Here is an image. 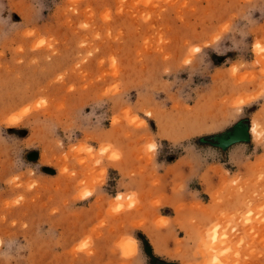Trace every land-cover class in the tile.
Listing matches in <instances>:
<instances>
[{
	"label": "rangeland",
	"instance_id": "obj_1",
	"mask_svg": "<svg viewBox=\"0 0 264 264\" xmlns=\"http://www.w3.org/2000/svg\"><path fill=\"white\" fill-rule=\"evenodd\" d=\"M0 264H264V0H0Z\"/></svg>",
	"mask_w": 264,
	"mask_h": 264
},
{
	"label": "water",
	"instance_id": "obj_2",
	"mask_svg": "<svg viewBox=\"0 0 264 264\" xmlns=\"http://www.w3.org/2000/svg\"><path fill=\"white\" fill-rule=\"evenodd\" d=\"M213 140L214 143H211V145L224 150L232 144L248 141L247 129L241 122H238L230 130L215 136ZM200 142L204 141L200 139Z\"/></svg>",
	"mask_w": 264,
	"mask_h": 264
},
{
	"label": "bare ground",
	"instance_id": "obj_3",
	"mask_svg": "<svg viewBox=\"0 0 264 264\" xmlns=\"http://www.w3.org/2000/svg\"><path fill=\"white\" fill-rule=\"evenodd\" d=\"M13 122H15V121H13ZM250 133H252V134L257 133V125H256V123H254V124L251 126V128H250Z\"/></svg>",
	"mask_w": 264,
	"mask_h": 264
}]
</instances>
